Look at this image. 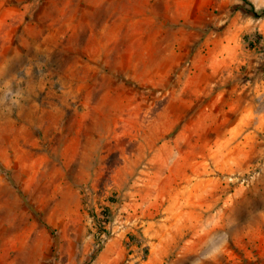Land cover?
Masks as SVG:
<instances>
[{
    "label": "rangeland",
    "instance_id": "rangeland-1",
    "mask_svg": "<svg viewBox=\"0 0 264 264\" xmlns=\"http://www.w3.org/2000/svg\"><path fill=\"white\" fill-rule=\"evenodd\" d=\"M0 264H264V17L0 0Z\"/></svg>",
    "mask_w": 264,
    "mask_h": 264
},
{
    "label": "trees",
    "instance_id": "trees-1",
    "mask_svg": "<svg viewBox=\"0 0 264 264\" xmlns=\"http://www.w3.org/2000/svg\"><path fill=\"white\" fill-rule=\"evenodd\" d=\"M240 1H242L249 8V12L252 14L253 17L255 18L264 17V11L259 12L255 10L248 0H240Z\"/></svg>",
    "mask_w": 264,
    "mask_h": 264
},
{
    "label": "clouds",
    "instance_id": "clouds-1",
    "mask_svg": "<svg viewBox=\"0 0 264 264\" xmlns=\"http://www.w3.org/2000/svg\"><path fill=\"white\" fill-rule=\"evenodd\" d=\"M219 251H220V250H219V249H217V250H216V253H218Z\"/></svg>",
    "mask_w": 264,
    "mask_h": 264
}]
</instances>
